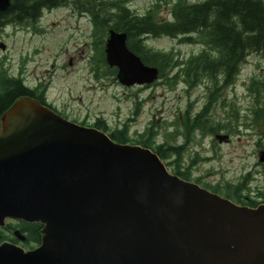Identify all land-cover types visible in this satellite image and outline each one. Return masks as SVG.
<instances>
[{
  "label": "water",
  "instance_id": "1",
  "mask_svg": "<svg viewBox=\"0 0 264 264\" xmlns=\"http://www.w3.org/2000/svg\"><path fill=\"white\" fill-rule=\"evenodd\" d=\"M105 59L126 87L158 80L124 32L109 31ZM7 219L42 225L41 241L1 243L0 264H264V203L238 205L29 96L0 116V227Z\"/></svg>",
  "mask_w": 264,
  "mask_h": 264
},
{
  "label": "rangeland",
  "instance_id": "2",
  "mask_svg": "<svg viewBox=\"0 0 264 264\" xmlns=\"http://www.w3.org/2000/svg\"><path fill=\"white\" fill-rule=\"evenodd\" d=\"M158 1L162 6L158 20L170 19L173 0H132L130 8L143 14ZM71 6L45 9L34 24L5 26L0 31V73L21 76L30 87L45 85L46 101L69 120L85 126L100 120L106 132H111L125 125L133 140L152 127L154 147L166 143L184 146L179 157L162 160L165 165L170 163L166 167L171 174L180 168L190 179H199L204 188L228 184L232 189L233 184L246 183L243 193L252 197L264 191V162L259 161L264 151L263 125L253 122L251 110L256 101L247 89L252 78L264 76V58L249 54L233 85L220 89L210 109L212 121L230 127L197 129L186 138L181 123L212 97L210 83L188 88L181 80L168 83L166 79L173 74L166 73L150 85H122L102 61L106 36L99 34L87 15ZM146 43L156 51L173 49L180 59L202 50L198 44H182L168 36L148 37ZM218 135L226 138L219 141Z\"/></svg>",
  "mask_w": 264,
  "mask_h": 264
},
{
  "label": "trees",
  "instance_id": "3",
  "mask_svg": "<svg viewBox=\"0 0 264 264\" xmlns=\"http://www.w3.org/2000/svg\"><path fill=\"white\" fill-rule=\"evenodd\" d=\"M132 0H11L10 7L0 12V31L8 24H34L40 18L42 11L55 7H73L79 13L87 15L99 34L107 36L108 30L124 32L127 35V45L144 63L159 69V79L166 73H172L166 81L175 84L183 81L188 88H194L203 83H210L212 97L204 107L186 117L181 123L182 133L189 137L193 131H218L230 127L211 119L210 109L216 102L221 88L230 87L240 72V67L251 53L264 58V0H173L169 4L170 19L158 20L161 1L155 2L143 14L131 10ZM167 2L165 1V4ZM108 28V30L106 29ZM107 30V31H106ZM168 36L186 45L198 44L202 50L187 59H180L178 52L156 51L146 43L148 37ZM101 57L104 64V47ZM111 68V67H110ZM116 74V68H111ZM254 96L256 104L251 112L254 124L263 125L264 132V76L252 78L247 86ZM47 87L38 84L30 87L21 76H12L4 71L0 73V116L20 97L29 96L46 105ZM262 96L259 98V96ZM65 117V116H64ZM236 118V113L232 114ZM85 125L84 123H80ZM104 132L105 126L98 120L91 125ZM230 130V129H229ZM153 128L141 134L138 140L128 137L127 127H117L106 132L112 140L119 143H133L150 148L162 160L171 156L179 157L184 146L166 143L165 146L154 147L151 144ZM264 134V133H263ZM187 140V139H186ZM170 165V163H166ZM184 180L201 184L199 179H190L180 168L173 171ZM207 189L232 200L233 202L256 207L264 203V191H258L256 197L244 194L246 183L233 184L232 189L227 184L204 185ZM39 229V224H34ZM36 238H39L38 234Z\"/></svg>",
  "mask_w": 264,
  "mask_h": 264
},
{
  "label": "flooded vegetation",
  "instance_id": "4",
  "mask_svg": "<svg viewBox=\"0 0 264 264\" xmlns=\"http://www.w3.org/2000/svg\"><path fill=\"white\" fill-rule=\"evenodd\" d=\"M45 102H46L47 106H49L50 108H52L53 110H55L59 114H62L52 104L48 103L47 101H45ZM10 221H11V224H10ZM10 221L7 220L6 225L8 227H11V228H7V226L5 225L3 228L0 229V230H2L0 232V241L1 240L2 241H7L8 240L7 242H10V243L15 244L17 246L19 245L20 247L23 246L22 248H25V250L26 249L29 250V248L33 249V248H36L37 246L40 245V241H41V229L40 228H42V225L39 224L41 227L39 229H37L36 227H34V224H38V223H27V222H24V221H23L24 222L23 223L20 220H10ZM5 227H6V229H5ZM7 229H8V231H7ZM16 230L18 232L20 231L19 234L20 233L21 234L19 236L21 238H23V239H20L18 236L15 235V231ZM4 234H5V236H4ZM37 234H38L39 238H36ZM1 236H4V237H1ZM27 245H29V246H27Z\"/></svg>",
  "mask_w": 264,
  "mask_h": 264
},
{
  "label": "bare ground",
  "instance_id": "5",
  "mask_svg": "<svg viewBox=\"0 0 264 264\" xmlns=\"http://www.w3.org/2000/svg\"><path fill=\"white\" fill-rule=\"evenodd\" d=\"M8 221H10V220H8ZM23 222V221H22ZM24 223V222H23ZM8 224V223H7ZM10 224H11V221H10ZM7 226V225H6ZM10 226V225H9ZM13 227V226H12ZM7 228H11V227H8L7 226ZM5 229H6V227H5ZM13 229V228H12ZM41 229V228H40ZM1 231V230H0ZM7 231H8V229H7ZM10 231V230H9ZM17 231V230H16ZM20 232V231H19ZM8 233V232H7ZM11 233V232H10ZM21 234V233H20ZM3 235V234H2ZM10 235V234H9ZM4 236H5V234H4ZM4 236H1V237H4ZM7 236V235H6ZM8 238V237H7ZM28 238V237H27ZM17 239V238H16ZM7 240V239H6ZM19 240V239H18ZM2 241V240H1ZM0 241V242H1ZM8 241V240H7ZM22 241V240H21ZM26 241V240H25ZM19 246V245H18ZM22 246V245H21ZM27 246H29V245H27ZM23 247V246H22ZM25 249V248H24ZM29 249H31V248H29ZM27 250V249H26Z\"/></svg>",
  "mask_w": 264,
  "mask_h": 264
}]
</instances>
